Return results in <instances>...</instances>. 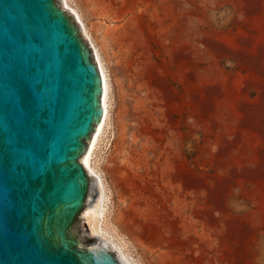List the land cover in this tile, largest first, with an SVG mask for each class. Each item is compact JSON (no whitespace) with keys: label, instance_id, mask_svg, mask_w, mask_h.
Wrapping results in <instances>:
<instances>
[{"label":"rangeland","instance_id":"1","mask_svg":"<svg viewBox=\"0 0 264 264\" xmlns=\"http://www.w3.org/2000/svg\"><path fill=\"white\" fill-rule=\"evenodd\" d=\"M67 3L110 81L107 235L133 264H264V0Z\"/></svg>","mask_w":264,"mask_h":264},{"label":"water","instance_id":"2","mask_svg":"<svg viewBox=\"0 0 264 264\" xmlns=\"http://www.w3.org/2000/svg\"><path fill=\"white\" fill-rule=\"evenodd\" d=\"M101 77L59 0H0V264H121L82 158Z\"/></svg>","mask_w":264,"mask_h":264},{"label":"bare ground","instance_id":"3","mask_svg":"<svg viewBox=\"0 0 264 264\" xmlns=\"http://www.w3.org/2000/svg\"><path fill=\"white\" fill-rule=\"evenodd\" d=\"M59 1L63 9L66 10V8H68L69 13L74 17L75 21L77 22L87 44L89 45L92 51L93 58H94L96 67L98 69V72L100 74L101 82H102V95L100 97L101 106H102V116L100 118V121L95 126V130L90 138V141L88 143V146L82 158L84 165H86L88 169L91 171V173L96 177V179L98 180L99 187H100V198L98 202L97 233L99 237L106 243L109 250L114 253V255L120 261L121 264H133L126 257L127 255L121 249L122 246H119L111 237L107 235V231L105 230L103 226L102 215L104 212V201L107 199V196H106V191H105L103 181L93 164L94 152H95L100 134L102 133V130L104 129V127L108 124V120L110 117L111 88H110L109 77L102 63L100 54L96 46L92 42L90 35L88 31L86 30L84 24L82 23L79 14L76 12L75 9L69 8L67 0H59Z\"/></svg>","mask_w":264,"mask_h":264}]
</instances>
